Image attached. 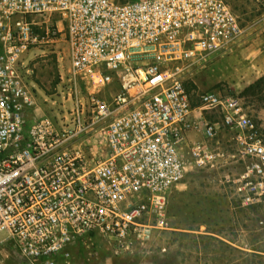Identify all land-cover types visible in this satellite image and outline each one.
<instances>
[{
    "label": "built area",
    "instance_id": "2783aa9c",
    "mask_svg": "<svg viewBox=\"0 0 264 264\" xmlns=\"http://www.w3.org/2000/svg\"><path fill=\"white\" fill-rule=\"evenodd\" d=\"M242 33L224 0H0V264H87L98 237L148 242L187 163L226 170L237 203L264 209V134L238 99L210 91L193 107L186 89ZM33 52L61 66L54 115L37 104ZM112 85L109 103L97 94ZM87 136L104 152L93 162Z\"/></svg>",
    "mask_w": 264,
    "mask_h": 264
},
{
    "label": "rangeland",
    "instance_id": "374dc122",
    "mask_svg": "<svg viewBox=\"0 0 264 264\" xmlns=\"http://www.w3.org/2000/svg\"><path fill=\"white\" fill-rule=\"evenodd\" d=\"M224 1L236 14L243 33L226 55L216 57L191 78L186 89L193 107L199 105V95L210 91L238 99L264 134V0ZM56 49L66 69V43L60 42ZM33 53L30 68L37 104L40 112L54 115L61 101L57 94L61 66L53 53ZM79 86L85 93V84ZM98 89L88 86L90 92ZM117 92L118 87L112 85L101 88L97 95L111 103ZM109 122L108 118L106 124ZM95 137L87 136L79 143L90 152V162L104 153ZM218 142L222 149L232 150L229 135L218 137ZM225 172L221 168L196 169L187 163L181 183L169 194L167 229L155 230L144 243L93 239L96 256L87 264H264V209L238 204L222 182ZM87 254L88 249L79 246L72 261L82 263Z\"/></svg>",
    "mask_w": 264,
    "mask_h": 264
},
{
    "label": "trees",
    "instance_id": "16d2710c",
    "mask_svg": "<svg viewBox=\"0 0 264 264\" xmlns=\"http://www.w3.org/2000/svg\"><path fill=\"white\" fill-rule=\"evenodd\" d=\"M249 89H250V87L248 89H246V91ZM247 208L258 209V208H262V206L257 205V206L247 207Z\"/></svg>",
    "mask_w": 264,
    "mask_h": 264
}]
</instances>
